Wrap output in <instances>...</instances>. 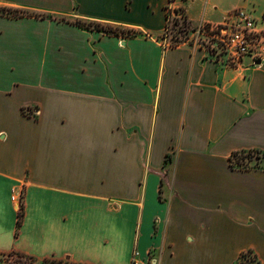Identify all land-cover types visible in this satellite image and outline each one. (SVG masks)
Returning a JSON list of instances; mask_svg holds the SVG:
<instances>
[{
  "label": "crops",
  "instance_id": "crops-1",
  "mask_svg": "<svg viewBox=\"0 0 264 264\" xmlns=\"http://www.w3.org/2000/svg\"><path fill=\"white\" fill-rule=\"evenodd\" d=\"M168 6L0 0L27 12L0 13V264H264V159L233 158L264 156V60L163 45ZM174 8L192 26L242 9L264 36V0Z\"/></svg>",
  "mask_w": 264,
  "mask_h": 264
},
{
  "label": "built area",
  "instance_id": "built-area-1",
  "mask_svg": "<svg viewBox=\"0 0 264 264\" xmlns=\"http://www.w3.org/2000/svg\"><path fill=\"white\" fill-rule=\"evenodd\" d=\"M175 0H169L167 8V26L161 36L160 41L163 45H178L184 42L197 43L213 59L227 57L233 64L240 65L245 57H251L254 61L264 60V36L257 30L258 20L245 10H236L223 24H211L201 22L192 26L187 20L184 9L174 8ZM190 26L189 31H182L183 24ZM172 30L179 33L177 43L169 41ZM106 34H110L105 32ZM186 35L185 37L183 36ZM136 32L124 34L123 37L129 38L136 36ZM186 38V39H184ZM184 39L183 42H181ZM21 194L16 198L18 206L21 208ZM138 252L133 255V264H145L139 259ZM237 261H246L248 264H259L258 257L251 251L242 253ZM151 264V262H147Z\"/></svg>",
  "mask_w": 264,
  "mask_h": 264
},
{
  "label": "rangeland",
  "instance_id": "rangeland-1",
  "mask_svg": "<svg viewBox=\"0 0 264 264\" xmlns=\"http://www.w3.org/2000/svg\"><path fill=\"white\" fill-rule=\"evenodd\" d=\"M5 8V7H0ZM179 33L177 31L172 30L170 33V39L169 41L173 44L177 43V37H179ZM176 36V37H174ZM185 37L186 35L183 34ZM186 39V38H184ZM184 39L181 41L183 42ZM236 159L237 163H240L241 167L243 168H249V167H255L261 164V161H263L264 156L260 152H240ZM23 203V202H22ZM22 209V205L20 210ZM2 261L4 264H31V260L27 257H24L23 255L12 253L9 255H5L2 257ZM243 264H248L246 261Z\"/></svg>",
  "mask_w": 264,
  "mask_h": 264
},
{
  "label": "trees",
  "instance_id": "trees-1",
  "mask_svg": "<svg viewBox=\"0 0 264 264\" xmlns=\"http://www.w3.org/2000/svg\"><path fill=\"white\" fill-rule=\"evenodd\" d=\"M0 13L1 14L10 15V16H19V15H22V14H26L27 12L21 11V10H18V9H13V8H0ZM183 25L184 26L182 27V31L186 30L188 32L189 29H190V26L187 25V23H185ZM88 26L93 27L95 25L94 24H89ZM96 27L100 28V26H96ZM103 29L106 32L110 33V34L115 33L113 30H110V29H107V28H103ZM131 32H135V31H133V30L132 31H126L124 34L131 33ZM174 37H176V36H174ZM250 152H256V151H250ZM238 155H239V153L233 154V158L236 160L238 158L237 157ZM238 165L241 166L240 163H238ZM23 215H24V210L22 208L20 210L19 214H18V227L21 226ZM20 255H23V254H20ZM23 256L29 258L31 260V264H35L36 263L35 260L32 257L25 256V255H23ZM53 264H59V263H53ZM236 264H243V262L242 261H237ZM259 264H261V263L259 262Z\"/></svg>",
  "mask_w": 264,
  "mask_h": 264
}]
</instances>
